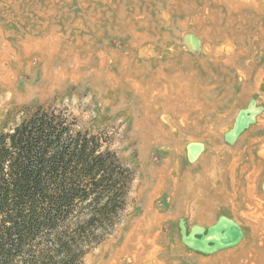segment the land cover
<instances>
[{
  "label": "rangeland",
  "instance_id": "rangeland-1",
  "mask_svg": "<svg viewBox=\"0 0 264 264\" xmlns=\"http://www.w3.org/2000/svg\"><path fill=\"white\" fill-rule=\"evenodd\" d=\"M38 106L134 171L82 264H264V0H0V131Z\"/></svg>",
  "mask_w": 264,
  "mask_h": 264
},
{
  "label": "trees",
  "instance_id": "trees-1",
  "mask_svg": "<svg viewBox=\"0 0 264 264\" xmlns=\"http://www.w3.org/2000/svg\"><path fill=\"white\" fill-rule=\"evenodd\" d=\"M104 142L57 107L0 131V264H82L113 232L134 171Z\"/></svg>",
  "mask_w": 264,
  "mask_h": 264
},
{
  "label": "water",
  "instance_id": "water-1",
  "mask_svg": "<svg viewBox=\"0 0 264 264\" xmlns=\"http://www.w3.org/2000/svg\"><path fill=\"white\" fill-rule=\"evenodd\" d=\"M241 125L240 126L238 125L236 131H239V129L243 127V124ZM219 226L220 223L218 227ZM218 227L212 228L210 230V233L201 240H207L209 238L214 239L217 242L218 246L221 247V246L231 245L237 242L238 239L240 238L241 232L239 231L238 226L234 222L230 223L229 225L230 228L226 230L222 236H217L215 233H213L214 229H217Z\"/></svg>",
  "mask_w": 264,
  "mask_h": 264
},
{
  "label": "bare ground",
  "instance_id": "bare-ground-1",
  "mask_svg": "<svg viewBox=\"0 0 264 264\" xmlns=\"http://www.w3.org/2000/svg\"><path fill=\"white\" fill-rule=\"evenodd\" d=\"M6 82H7V81H6ZM8 82H9V81H8ZM8 97H9V96H8ZM6 99H8V98H6ZM6 99H5V100H6Z\"/></svg>",
  "mask_w": 264,
  "mask_h": 264
}]
</instances>
